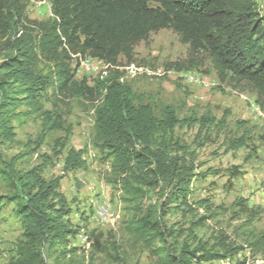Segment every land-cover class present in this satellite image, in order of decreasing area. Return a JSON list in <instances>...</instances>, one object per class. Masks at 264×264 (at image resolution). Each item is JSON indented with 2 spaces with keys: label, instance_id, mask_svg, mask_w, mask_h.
<instances>
[{
  "label": "trees",
  "instance_id": "trees-1",
  "mask_svg": "<svg viewBox=\"0 0 264 264\" xmlns=\"http://www.w3.org/2000/svg\"><path fill=\"white\" fill-rule=\"evenodd\" d=\"M21 1L0 0V181L5 190L0 192V206L13 204L22 224L4 264H47L44 249L57 250L65 257L75 251L69 248L77 229L70 224V206L60 190L63 176L46 178L43 173L62 145L26 168L18 163L33 148L11 156L2 150L21 143L14 125L21 118L39 117L45 130L63 129L61 116L45 109L41 100L42 92L49 89L58 99L71 95L92 104L90 143L109 161L106 181L120 192L127 215L125 231L158 264H205L230 260L239 253L243 247L224 233L210 241L194 231L204 218L196 217L188 201L192 183L218 171L196 172L197 152L177 135L175 127L196 123L200 135L212 120L179 118L171 105L157 115L151 105L135 102L133 89L119 80V73L91 85L84 78L76 80L70 54L90 55L112 64L120 57L131 62L135 45L152 32L171 29L188 45L190 55L201 54L210 60L220 81L235 87L248 85L264 111V13L257 1L48 0L54 17L34 21L36 32L32 26L27 32ZM41 60L50 65L47 73L37 69ZM165 67L180 69L181 64L170 62ZM245 145L243 135L234 136L227 149ZM84 152L69 148L63 170L85 168ZM227 171L231 178L240 175L236 167ZM152 193L157 194L155 199ZM235 205L248 222L260 212L248 207L244 199ZM176 207L194 216L185 230L166 225L165 217ZM101 235L91 239L99 252L105 251ZM246 245L253 254L264 250V228Z\"/></svg>",
  "mask_w": 264,
  "mask_h": 264
},
{
  "label": "rangeland",
  "instance_id": "rangeland-1",
  "mask_svg": "<svg viewBox=\"0 0 264 264\" xmlns=\"http://www.w3.org/2000/svg\"><path fill=\"white\" fill-rule=\"evenodd\" d=\"M36 2L37 0L21 1L25 6L24 22L28 26L27 32H31L28 29L31 26L34 27L33 32L37 31V23L34 21L42 22L51 18L49 3L37 5ZM257 2L264 4V0ZM134 58L133 62L154 69L168 70L165 65L170 62L181 64L180 69H169V72L160 77L138 75L124 78L122 74V82L131 86L136 103L151 105L157 115L165 106L171 105L179 118L212 120L210 128L202 129L200 135L199 125L196 123L175 127L177 135L197 152L196 172L210 169L218 171L216 175L198 177L192 183L188 201L196 211V217L204 218L203 225L194 231L202 240L210 241L224 233L230 241L243 249L230 260L205 264H264V250L253 254L246 245L252 235L264 228V120L252 106V102L257 104L253 91L246 84L235 87L230 82L220 81L210 60L201 54L190 55L188 45L182 43L178 34L171 29L150 33L146 41L134 46ZM118 62L123 65L128 63L123 57ZM49 66L48 62L41 60L37 69L47 73ZM188 72L204 77L208 85L187 83L182 75ZM116 74L118 72H113L110 76ZM74 77L76 80L84 78L90 85L96 80H104L86 71L75 74ZM60 98L55 97L50 89L41 94L45 109L54 110L61 116L63 129L45 130L41 118H21L14 122L16 138L21 143L3 146L2 150L7 156H11L33 148L18 163L26 168L39 163L42 154L52 155L51 149H59L62 145L61 152L52 155V162L46 166L44 176H63L60 190L70 206L69 220L72 228L77 229V233L86 232L90 239L101 233L105 251H96L92 242L84 245L75 236L70 238L69 243V248H74L75 251L67 257L57 250L44 249L43 256L47 264H54L56 261L59 264H158L156 257L142 245L135 244L125 231L127 215L119 200L120 192L106 181L110 170L109 161L90 143L94 123L92 104L71 95ZM205 134L208 135L207 139L203 138ZM242 135L245 146L235 150L227 149L229 138ZM69 148L85 150V168L63 170V160ZM231 167H236L240 175L229 177L227 170ZM4 191V184L0 181V192ZM156 196V193L151 194L152 199ZM239 199H244L248 207L260 210L251 222L238 212L235 202ZM94 201L109 203L112 214L109 223L99 225L86 215V212L92 214ZM193 219L192 212L176 207L165 217V222L167 226L182 227L185 230ZM21 231L22 224L14 212V205H1L0 264L8 259L9 250Z\"/></svg>",
  "mask_w": 264,
  "mask_h": 264
},
{
  "label": "built area",
  "instance_id": "built-area-1",
  "mask_svg": "<svg viewBox=\"0 0 264 264\" xmlns=\"http://www.w3.org/2000/svg\"><path fill=\"white\" fill-rule=\"evenodd\" d=\"M45 2H48L47 0H37L36 4L41 5ZM49 3V2H48ZM259 8H262L264 11V4H259ZM49 10L50 16H53L51 13L50 3H49ZM72 57V64L75 68L74 73L79 74L81 72H88V74H95L98 75L100 78L105 79L110 76L113 72L119 73V80L123 81V77L126 78L127 76L134 77L138 75H144L148 77H160L169 72L168 70L163 69H154L147 65L140 64L137 62H129L126 64H112L110 62H107L105 60L99 59V58H93L91 56H78L74 54H70ZM77 62V64H75ZM83 74V73H82ZM121 74V76H120ZM123 74V77H122ZM184 80L187 83L191 84H203L205 86L208 85L207 80L204 77H198L194 73L188 72L184 73L182 75ZM244 98V96H242ZM245 99V98H244ZM252 106L256 110L257 114L264 120V111L260 108L259 105L252 102ZM92 214L89 215V212H86V215L90 217V220L92 222H95L99 225H104L110 222L112 214L110 212V205L108 202L98 203L97 201H94V204L92 206ZM75 236L79 240H81L82 244L89 245L92 240L90 237L86 234V232H78Z\"/></svg>",
  "mask_w": 264,
  "mask_h": 264
},
{
  "label": "clouds",
  "instance_id": "clouds-1",
  "mask_svg": "<svg viewBox=\"0 0 264 264\" xmlns=\"http://www.w3.org/2000/svg\"><path fill=\"white\" fill-rule=\"evenodd\" d=\"M48 1V0H47ZM257 1V0H256ZM49 2V1H48ZM50 3V2H49ZM258 3V2H257ZM259 6V5H258ZM50 8H51V5H50ZM262 12L264 13V11L262 10ZM51 13H52V11H51ZM52 15H53V13H52ZM50 17H54V15L53 16H50ZM87 56H90V55H87ZM92 57V56H91ZM93 58H96V57H93ZM100 59V58H99ZM103 60V59H102ZM131 62H133V61H131ZM119 63V62H118ZM129 63V62H128ZM75 64H77V62L75 63ZM72 66H73V64H72ZM73 68H74V66H73ZM74 71H75V68H74ZM74 75H75V73H74ZM106 79V78H105Z\"/></svg>",
  "mask_w": 264,
  "mask_h": 264
}]
</instances>
